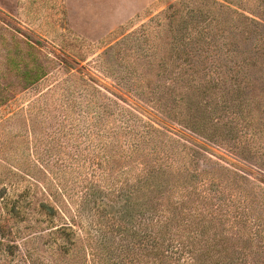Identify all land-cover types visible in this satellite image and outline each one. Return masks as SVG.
Returning <instances> with one entry per match:
<instances>
[{
    "label": "trees",
    "instance_id": "trees-1",
    "mask_svg": "<svg viewBox=\"0 0 264 264\" xmlns=\"http://www.w3.org/2000/svg\"><path fill=\"white\" fill-rule=\"evenodd\" d=\"M242 17L245 21L231 28L227 40L222 37L227 32L222 19L203 8H190L176 27L169 28L173 35L171 51L162 66L190 73L182 75L185 96L169 100L176 106L173 110L180 111L172 114L173 110H166V114L170 118L180 116L179 123L210 140L225 138V134L230 139L239 134L249 140L258 135L260 140L264 138V25ZM146 31L144 27L106 46L98 55L100 69L117 71L126 81L131 79L132 60L123 53L133 48L143 51V40L138 36H145ZM12 41L10 48L2 40L7 55L0 63V79L4 64L25 86L38 85L47 76L39 64L38 49L20 42L16 35ZM249 45H253L251 50L246 49ZM191 56L200 57L198 65ZM85 83V88L90 87ZM9 90V84L0 82V109L15 97ZM96 97L88 101L89 113L84 116L92 115L91 122L99 117L102 105L112 102L104 96L105 103L100 105L101 97ZM155 101L156 106L167 102ZM36 108L26 110L30 118L25 119V133L7 129L1 133L0 264H97L94 256L90 260L82 253L75 218L68 215L70 208L65 205L76 195L66 176L72 179L76 170L78 184L86 189L85 194L77 192L82 193L78 196L82 205L93 204L90 209L98 201L105 207L111 205L112 218L119 222L114 228L123 241H132L131 247L124 246L127 250L123 255L109 247L105 259L113 262L104 264H264V257H260L263 225L251 226L250 234L242 231L250 241L258 240L255 249L226 236L233 229L241 233L239 226L250 222L247 200L240 197L217 205L215 200L224 192L215 188L217 178L196 168L180 177L174 171L181 172L175 168L176 158L161 155L156 147L148 146L154 154L152 160L144 156L148 142L163 134L153 125L135 116L136 123L131 117H122L119 125L113 124L118 126L100 128L88 121L86 127L84 119L65 111L60 119L53 116V121L46 123L41 120L47 117L45 110ZM120 113L127 115L123 108ZM138 122L142 132L136 128ZM4 127L0 122V128ZM135 155L140 159L136 166H117V161ZM224 222L229 223L227 227ZM17 239L22 241L20 245Z\"/></svg>",
    "mask_w": 264,
    "mask_h": 264
},
{
    "label": "rangeland",
    "instance_id": "rangeland-1",
    "mask_svg": "<svg viewBox=\"0 0 264 264\" xmlns=\"http://www.w3.org/2000/svg\"><path fill=\"white\" fill-rule=\"evenodd\" d=\"M190 8H203V11L207 9L219 15L227 31L222 36L225 40L235 24L245 21L243 15L264 25V0H0V63L5 62L7 55L2 45L3 38L12 48V36L16 35L20 42L33 44L38 49L39 64L47 74L38 85L27 87L15 72L2 65L4 77L0 82L9 84L8 92L15 97L0 109V122L6 126L0 128V139L4 138L1 133L6 129L25 133L28 130L25 119L30 118L26 110L34 105L45 110L47 117H41V120L46 123L52 122L53 116L60 119L65 111L84 119L87 127L92 117H84L89 113L88 101L96 95L99 96L95 98L97 100L101 97V105L105 103L102 97L109 96L112 102L101 106L99 117L93 118L91 124L100 128L118 126L122 117L124 120L131 117V121L136 123L134 117L139 116L160 130L163 134L154 136L148 142L143 155L152 160L154 154L148 146L156 147L161 155L176 158L175 168L181 172L174 171L180 177L183 176L181 173L187 176L192 168H196L217 178L215 188L224 191L220 199L215 200L217 205L232 199L237 201L240 197L242 201L247 200L245 205L250 222L239 226L241 233H235L233 229L226 236L240 243L246 242L249 248L253 246L255 249L258 240L250 241L249 237L242 235V231L250 234L251 226H264V149H261L264 138L260 140L258 135L249 140L239 134L230 139L225 134V138L210 140L179 123L180 116L170 118L166 114V110L176 107L169 100L184 95L182 75L190 73L182 68L173 70L162 66L166 54L171 51L173 35L169 28L171 25L176 27L181 16L187 15ZM175 11L174 18H170ZM3 27L9 28L8 31H4ZM144 27L147 29L145 36H138V40H143V51L133 48L123 53L124 57L132 60L133 77L127 79L128 82L117 71L100 69L98 55L106 46L132 32L139 33ZM261 31L264 32V28ZM252 48L253 45L246 46L248 50ZM199 58L191 56L190 60L198 65ZM259 76L258 79L262 78ZM85 81L90 87L85 88ZM192 97L190 95L189 99ZM153 100L167 102L156 106ZM75 103L77 106L74 108ZM122 108L127 115H121ZM175 111L180 110H173L172 114ZM10 117L6 123L5 120ZM136 128L143 131L139 122ZM138 158L135 155L130 160L117 161V166H136L140 162ZM77 172H74L76 175L71 173L72 179H68L69 174L66 176L67 184L75 188L73 192L76 195H72L65 205L70 208L68 215L75 218L74 229L81 237L79 247L83 248L86 258L88 256L92 260L94 256L97 264L112 263L113 260L105 259L109 253L106 250L113 246L118 254L125 253L127 248L124 246H132L131 238L123 241L114 228L119 222L112 218L111 205L106 204L105 207L102 201H98L92 209L93 204L90 207L82 205L83 200L78 196L85 194L86 189L78 184ZM173 177L178 178L175 174ZM78 191L82 193L78 194ZM227 223L224 222L223 226L227 227ZM216 224L223 228L220 223ZM21 242L17 239L16 244ZM41 250H44L43 247ZM260 253V257H264V248Z\"/></svg>",
    "mask_w": 264,
    "mask_h": 264
}]
</instances>
